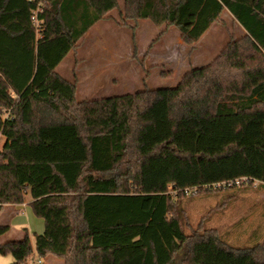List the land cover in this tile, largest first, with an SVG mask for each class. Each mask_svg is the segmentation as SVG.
Returning a JSON list of instances; mask_svg holds the SVG:
<instances>
[{"label": "trees", "instance_id": "1", "mask_svg": "<svg viewBox=\"0 0 264 264\" xmlns=\"http://www.w3.org/2000/svg\"><path fill=\"white\" fill-rule=\"evenodd\" d=\"M117 6L0 0V111H11L0 118V215L30 194L45 223L36 253L65 264H264V242L187 233L179 203L264 186V0H124L126 19L174 25L187 44L227 11L243 34L175 86L79 102L57 67ZM10 229L0 224V236ZM15 246L32 252L26 236L0 243V255Z\"/></svg>", "mask_w": 264, "mask_h": 264}, {"label": "rangeland", "instance_id": "2", "mask_svg": "<svg viewBox=\"0 0 264 264\" xmlns=\"http://www.w3.org/2000/svg\"><path fill=\"white\" fill-rule=\"evenodd\" d=\"M123 7L124 0H118V6L94 24L82 38L78 49L69 52L57 67L63 77L76 83L79 102L175 86L189 69L212 62L231 36L243 34L241 26L227 11L199 40L187 44L174 25H157L149 18L126 19L121 14ZM101 45L110 47L115 55L109 56V51H103ZM104 54L108 55L109 64L117 63L119 54L123 58L127 56L128 60L123 62V66H116L114 75H103L89 83L88 78L79 73L80 67L103 59ZM10 112L2 109L0 118L4 119ZM4 141L0 133V149ZM255 184L180 199L183 219L186 220L185 231L193 233L205 228L215 229L224 240L238 247L264 242V186ZM20 216L17 222L27 220L25 214ZM31 220L35 223L34 232L45 229L44 219L38 217L33 208ZM1 223H5L3 214L0 215ZM31 256L19 264H35L38 259L46 261L43 256ZM0 264H15L14 256L10 253L0 255Z\"/></svg>", "mask_w": 264, "mask_h": 264}, {"label": "crops", "instance_id": "3", "mask_svg": "<svg viewBox=\"0 0 264 264\" xmlns=\"http://www.w3.org/2000/svg\"><path fill=\"white\" fill-rule=\"evenodd\" d=\"M81 40L78 42L79 45H81L80 44ZM78 47L76 49H78ZM101 49L103 51L108 50L110 54L109 56L115 55L112 49H110V47H108L107 45H101ZM118 56L120 57V60H117L116 61L117 63L113 64L114 63L113 62L112 64H109L110 61L108 60V55L104 54L103 59H100L101 61L99 60L90 65L84 64L83 66H81L79 69V73H81L82 76L84 75V77L88 78L87 81L89 83L92 81L94 82L95 78H100V76H103V75H107V74L114 75L115 74L114 69L116 68V66L117 65L123 66V62H126L128 60L127 56H125L124 58L122 57L121 54H119ZM123 71L124 70L122 69V72ZM30 202H31V196L30 194H27L25 201L22 204H7L4 206V211L2 212L5 223L8 222L9 224H11V229L8 232V234L0 236L1 237L0 243L7 242L8 240L20 241L26 235L28 236V240L30 241L31 246H32V252L28 254L25 251V247L15 246L13 248V251L10 254L14 256L15 264H19L25 261V259L32 257L31 255L37 254L36 248H35V240H36L35 234H40L44 232L45 230L44 229L43 231H40V232H37L38 230L36 232L32 230L33 227H35L34 226L35 223H33V220H31L32 207H29ZM21 214H25L27 218V220H25L23 223H19L16 221L17 218L21 217L20 216ZM12 236H15V237H12ZM21 256H23L24 259L19 261L18 258ZM41 256H43L46 259L45 263H44V259H38V260H42L41 264H65L64 258L59 255L55 256L52 254H45ZM38 260L34 261V263L37 264Z\"/></svg>", "mask_w": 264, "mask_h": 264}, {"label": "built area", "instance_id": "4", "mask_svg": "<svg viewBox=\"0 0 264 264\" xmlns=\"http://www.w3.org/2000/svg\"><path fill=\"white\" fill-rule=\"evenodd\" d=\"M31 1H33V0H31ZM45 6H46V5H45L44 1L39 2L37 9H36V10L34 11V13H33V14H34V15H33V19H34V22H35V24H36L37 29H38V27H39L40 24H41V21H40V19L38 18V12H39V11H42V9H43ZM246 181H248V178L243 177V178H240V179H234V180L229 181V182L217 183L216 186H224V185H226V184H229V185H230V184H232V183L240 184V183H243V182H246ZM41 262H42V260H38V263H37V264H41Z\"/></svg>", "mask_w": 264, "mask_h": 264}]
</instances>
